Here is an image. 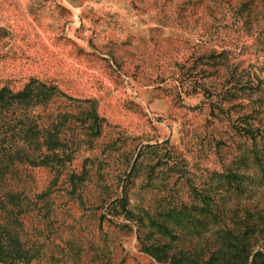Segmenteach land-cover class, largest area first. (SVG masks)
I'll use <instances>...</instances> for the list:
<instances>
[{"label":"rangeland","instance_id":"374dc122","mask_svg":"<svg viewBox=\"0 0 264 264\" xmlns=\"http://www.w3.org/2000/svg\"><path fill=\"white\" fill-rule=\"evenodd\" d=\"M248 209L264 0H0V264H206Z\"/></svg>","mask_w":264,"mask_h":264},{"label":"trees","instance_id":"16d2710c","mask_svg":"<svg viewBox=\"0 0 264 264\" xmlns=\"http://www.w3.org/2000/svg\"><path fill=\"white\" fill-rule=\"evenodd\" d=\"M246 9L234 10V19L242 33L252 32V20ZM228 177L236 178L233 170L227 168ZM213 176V175H212ZM262 225V227H261ZM224 234L223 249H211V259L206 264H264V217L254 216V212L248 209L243 220H239L236 226L221 228ZM258 246V248H257ZM220 254V260L215 257Z\"/></svg>","mask_w":264,"mask_h":264}]
</instances>
